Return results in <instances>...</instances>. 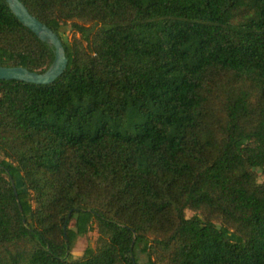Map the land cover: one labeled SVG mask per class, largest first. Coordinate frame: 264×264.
Here are the masks:
<instances>
[{"label": "trees", "instance_id": "1", "mask_svg": "<svg viewBox=\"0 0 264 264\" xmlns=\"http://www.w3.org/2000/svg\"><path fill=\"white\" fill-rule=\"evenodd\" d=\"M20 1L68 66L0 80V264H264V0ZM54 58L0 0V66Z\"/></svg>", "mask_w": 264, "mask_h": 264}, {"label": "water", "instance_id": "2", "mask_svg": "<svg viewBox=\"0 0 264 264\" xmlns=\"http://www.w3.org/2000/svg\"><path fill=\"white\" fill-rule=\"evenodd\" d=\"M6 1L25 26L30 28L41 40L54 46L55 58L52 64L43 72L29 71L22 66H0V80L17 79L36 84L54 83L64 73L68 66V59L61 40L52 29L33 16L20 0ZM12 184L15 186L13 180Z\"/></svg>", "mask_w": 264, "mask_h": 264}, {"label": "rangeland", "instance_id": "3", "mask_svg": "<svg viewBox=\"0 0 264 264\" xmlns=\"http://www.w3.org/2000/svg\"><path fill=\"white\" fill-rule=\"evenodd\" d=\"M63 32H64V34H67L68 37H71L72 34L77 35L76 32H71V31H68L67 29H64V28L62 29V33ZM2 157H3V155L0 152V159ZM253 170L257 174L259 181H263L264 180V170L262 168H258V167L253 168ZM14 182L18 188H20V189L25 188L24 185L22 184V178H21L20 174L15 175ZM186 213L188 216H191L194 214V212H192L191 210H187ZM71 227L75 229L74 223H71ZM96 236H97L96 231H90L85 235L78 236L76 241H75L74 247H73V251H72L73 255L76 257L82 256L84 251L86 250V248L88 246L94 245ZM137 255H138L139 261L142 264H144V261L146 258L145 254L138 251Z\"/></svg>", "mask_w": 264, "mask_h": 264}]
</instances>
